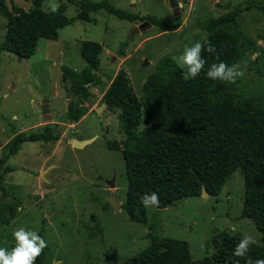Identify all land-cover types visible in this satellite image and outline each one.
<instances>
[{"label": "rangeland", "instance_id": "374dc122", "mask_svg": "<svg viewBox=\"0 0 264 264\" xmlns=\"http://www.w3.org/2000/svg\"><path fill=\"white\" fill-rule=\"evenodd\" d=\"M33 1L5 3L8 8L29 10ZM104 1L126 11L133 4L130 13L180 25L167 32L152 24L136 31L143 21L91 10V21L77 20L62 27L55 40L38 39L28 58L0 48V155L14 135L42 130L47 123L54 125L58 137L51 142H23L5 162L10 170L0 180V264H9L17 250L33 245L41 248L47 264H118L143 250L150 242L149 233L186 241L193 260L212 253V236L221 231L260 244V231L241 216L244 189L239 169L227 177L218 195L190 196L165 208L146 203V223L131 221L122 208L127 192L122 152L108 144L121 149L127 138L125 128L139 131L147 126L146 117L141 108L110 110L101 105V98L120 68L139 96L159 60L170 57L182 67L205 38L199 22L223 15L237 4L250 6L229 26L247 48L230 68L223 86L232 93L261 96L264 10L257 6L264 7V0H180L182 9L176 14L168 0ZM61 5H65V15L73 17L80 0H42L41 8L51 11ZM5 26L6 19L0 15V45ZM82 41L102 45L94 71L101 83L90 87L88 101L81 103L88 112L78 121L64 120L72 78L63 77V71L69 68L78 73L84 68L79 55ZM144 60L147 63L142 65ZM44 99L47 121L40 111ZM122 113L124 122L119 118ZM165 125L173 133L182 131L172 118ZM71 139L91 141L78 148L71 146ZM109 180L114 186L109 187ZM111 194L120 208L108 202Z\"/></svg>", "mask_w": 264, "mask_h": 264}, {"label": "trees", "instance_id": "16d2710c", "mask_svg": "<svg viewBox=\"0 0 264 264\" xmlns=\"http://www.w3.org/2000/svg\"><path fill=\"white\" fill-rule=\"evenodd\" d=\"M41 3L34 0L33 7L25 10L15 5L8 8L5 0H0V15L6 19L1 50L28 58L38 39L55 40L62 27L77 20L91 21V10L104 9L126 21L146 20L160 32L173 31L180 25L153 15L137 16L104 0L80 1L73 17L65 15V5L45 11ZM249 6L237 4L223 15L199 22L206 34L199 49L187 55L182 67L170 57L159 60L144 80L139 96L126 71L118 69L101 101L110 110L141 108L146 117L147 126L139 131L125 128L127 138L121 149L108 144V148L122 152L127 178L122 208L131 221L146 223V203L165 208L178 200L200 196L202 188L209 195H218L227 177L239 169L244 189L241 216L260 231L261 243L221 231L212 236V253L193 260L186 241L149 233V244L118 264H264V92L252 97L229 92L223 86L230 68L247 48L229 25ZM257 7L264 10L261 5ZM101 50L100 43L82 41L79 55L85 61L84 68L78 73L64 69L63 77L72 78L64 120L78 121L88 112L81 103L88 101L90 87L101 83L94 72ZM119 118L124 122L126 115L122 113ZM171 118L182 128L180 133L166 128ZM53 129L54 125L47 123L42 130L14 135L0 155V180L10 170L5 162L20 144L55 141L58 137ZM9 264L47 263L41 248L33 245L17 250Z\"/></svg>", "mask_w": 264, "mask_h": 264}, {"label": "water", "instance_id": "95a60500", "mask_svg": "<svg viewBox=\"0 0 264 264\" xmlns=\"http://www.w3.org/2000/svg\"><path fill=\"white\" fill-rule=\"evenodd\" d=\"M82 1L84 2L85 0H82ZM168 2H169V5H170L171 8H173V9H176V8H177V3H176L175 0H168ZM132 6H133V4H131L130 8H128V10H127L128 13L132 12ZM149 25H150V23H149L148 21L145 20V21L142 22V24H140L138 27H136L135 30H136V31L143 30L144 28H147ZM146 63H147V61L144 60V62L142 63V65H145ZM101 105H106V103H105V102H102ZM101 105L98 106V107L96 108V111H99V110H100ZM40 111H41V114H42V116H43V120H44V121H47L48 119H50V116H49V114H48L49 109H48V105H47V100H46V99H44V100H43V103L40 105ZM152 122L154 123L155 121L153 120ZM90 141H91V139H88V140H77V139H72V140H70L69 142H70L71 146H73V147H78V148H79V147H82L84 144L89 143ZM41 175H42V174H41ZM44 180H45V179H44ZM45 181H46V180H45ZM107 182H108V184H109V187L114 186L113 180H111V181L109 180V181H107ZM200 196H202V197L209 196V194H208V192H207V190H206L205 188H202V190H201V192H200ZM107 200H108V202H110V203H111L116 209H117V208H120V204L117 203V201L115 200L113 194H111V195L107 198Z\"/></svg>", "mask_w": 264, "mask_h": 264}, {"label": "flooded vegetation", "instance_id": "af4514ba", "mask_svg": "<svg viewBox=\"0 0 264 264\" xmlns=\"http://www.w3.org/2000/svg\"><path fill=\"white\" fill-rule=\"evenodd\" d=\"M80 1H82V0H80ZM175 1L177 3V8L176 9L171 8V9H172L173 13L176 14V13H178L182 9V4L180 3V0H175Z\"/></svg>", "mask_w": 264, "mask_h": 264}, {"label": "crops", "instance_id": "0c3cea01", "mask_svg": "<svg viewBox=\"0 0 264 264\" xmlns=\"http://www.w3.org/2000/svg\"><path fill=\"white\" fill-rule=\"evenodd\" d=\"M82 118V117H81ZM72 140V139H71ZM69 142V141H68Z\"/></svg>", "mask_w": 264, "mask_h": 264}]
</instances>
